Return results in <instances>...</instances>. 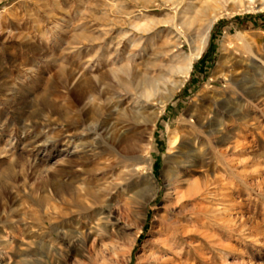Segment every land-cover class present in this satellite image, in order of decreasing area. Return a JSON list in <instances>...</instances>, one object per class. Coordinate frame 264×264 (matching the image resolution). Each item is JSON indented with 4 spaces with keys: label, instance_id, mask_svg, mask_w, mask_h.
<instances>
[{
    "label": "rangeland",
    "instance_id": "374dc122",
    "mask_svg": "<svg viewBox=\"0 0 264 264\" xmlns=\"http://www.w3.org/2000/svg\"><path fill=\"white\" fill-rule=\"evenodd\" d=\"M96 184L79 221L66 193ZM41 256L264 264V0H0V264Z\"/></svg>",
    "mask_w": 264,
    "mask_h": 264
},
{
    "label": "bare ground",
    "instance_id": "6f19581e",
    "mask_svg": "<svg viewBox=\"0 0 264 264\" xmlns=\"http://www.w3.org/2000/svg\"><path fill=\"white\" fill-rule=\"evenodd\" d=\"M248 1H250V0H248ZM239 6H241V5H239ZM211 25H212V21L210 20L209 23L205 27V30H204L205 34H207L209 32V30L211 28ZM242 41H243V39H242ZM201 52L200 51L196 52L194 54V59L198 58V55H199V53L201 54ZM185 61L186 62L184 63L185 64L184 65V71H185V73H187L190 70V68H191L192 58L190 57V58H188ZM182 74H183V72H182ZM137 112H138V110L136 112L133 111L131 113L132 116L137 115ZM123 142H124V140H123ZM135 146L136 145H134V144L126 145V148L124 149V151H125L124 154L127 156V158H129V160L131 162L139 163V160L136 159V154L138 153V151L136 153ZM196 151L197 150L194 147H192L189 143L183 142L180 145V147H179L178 155H179V157H182L186 162H188L189 161L188 159H191V158L195 157ZM126 156H124V157H126ZM138 158H139V156H138ZM140 158H141V156H140ZM170 161H171V159H170ZM140 163L143 166H146V161H140ZM179 167H181V166H179ZM145 169H146V167H145ZM173 172H174V170L172 171V168H170L167 165L166 166V171H165V176L169 175V177L171 176V179L172 178L174 179V180H172V182L174 181V183L169 185V188H170V191L172 193L171 195H173V198H174L173 206L175 208H178L179 206H182L183 204H185L184 202L186 200H191L193 198L194 194L192 193L193 190L191 191L189 188H188L187 191H183V189L181 188V186H182L181 181H180L181 179L179 180L178 177L176 176V174H173ZM147 178H148V181L151 184L150 188H145L138 195V198L141 200V206L142 207H145L156 195V190H155L156 189V186H155L156 183H155L154 178L152 177V175H148ZM145 183H146V181H145ZM110 189H111L110 184H108V186H102L100 184H96L95 186H92V187L86 186V187H84L82 189H79V190L70 189V191L68 193H66V195L68 197V200H64L63 202L65 204L71 206L72 208H75L74 214H77V219L80 221L82 218L85 219V216H83V214H82L83 212H85L87 210L88 211L89 210L92 211L91 206L93 207L98 202H100V195L99 194L100 193L104 194V192H108ZM98 192H99V194H97ZM84 201H87V203H89L90 206L85 204ZM185 206H182L181 209L179 208L182 211V213H186V212L190 211V210L186 209ZM64 218L68 219V220H70L72 222L75 219L74 217L71 216V214H66L64 216ZM168 219L162 218V222L161 223H162L163 227H162V231H161L162 232L161 233L162 237H161V239L159 241L160 249L162 250V253L165 252L167 254H170L171 256H177V255H179L178 254L179 251L177 252L178 240L175 243V236H176V233H177L178 229H180V228H178V226H176L175 221H173V220L170 221L171 218L169 220ZM63 237L68 239V240H71V239H74V238L78 239V236H75L74 233L71 230L68 231V232L66 231L65 233H63ZM84 239L82 241H84ZM40 258H41V260L39 261V264H61L62 261L64 260L63 256H41ZM155 258H156V261L158 262L157 264H167V263H169L171 261V260H169V262L168 261L167 262L163 261L162 260V256H161V259H160V257H158V258L155 257ZM88 261H89V264H106V259L103 256H101L99 259H98V256H94L93 259H88ZM171 263H172V261L169 264H171Z\"/></svg>",
    "mask_w": 264,
    "mask_h": 264
}]
</instances>
